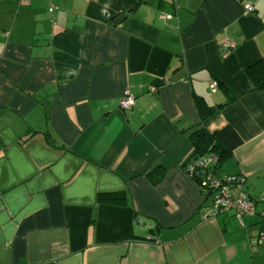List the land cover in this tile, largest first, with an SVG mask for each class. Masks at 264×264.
Here are the masks:
<instances>
[{
  "label": "crops",
  "instance_id": "obj_1",
  "mask_svg": "<svg viewBox=\"0 0 264 264\" xmlns=\"http://www.w3.org/2000/svg\"><path fill=\"white\" fill-rule=\"evenodd\" d=\"M261 66L264 0H0V264H264V218L185 169L198 123L231 127L212 174L264 192Z\"/></svg>",
  "mask_w": 264,
  "mask_h": 264
},
{
  "label": "built area",
  "instance_id": "obj_2",
  "mask_svg": "<svg viewBox=\"0 0 264 264\" xmlns=\"http://www.w3.org/2000/svg\"><path fill=\"white\" fill-rule=\"evenodd\" d=\"M244 12L251 13L253 6L249 3L244 4ZM50 12L53 11V7H49ZM168 16V15H164ZM233 47V43L226 41L224 43V50L230 51ZM152 86L150 89H154ZM216 82L210 83V89L215 90ZM134 104V97L125 90L119 100V107L122 110H127ZM217 162V156L212 153H208L197 160L189 162L185 169L188 174L197 180L199 187L211 192V208L215 213L231 212L239 220H242L245 216H260L264 218V209L258 211L256 203L260 202L264 204V192L259 194L257 198H252L244 189V178L240 175L225 176L223 178L215 177L210 170L204 171L206 167H210ZM264 240V232L260 233V241Z\"/></svg>",
  "mask_w": 264,
  "mask_h": 264
},
{
  "label": "trees",
  "instance_id": "obj_3",
  "mask_svg": "<svg viewBox=\"0 0 264 264\" xmlns=\"http://www.w3.org/2000/svg\"><path fill=\"white\" fill-rule=\"evenodd\" d=\"M246 71L254 88L264 89V66H261L259 69L248 68ZM200 119H203V115ZM189 139L192 146L189 154V162L197 160L208 153L217 156V162L204 169L205 172L210 170L211 173L213 172L212 170L215 169L221 161L228 157L232 150L241 142L240 137L231 127H224L213 132H208L202 127L201 122L197 124L195 130L189 133ZM206 191L209 195L211 194L209 190ZM117 198L123 199V197Z\"/></svg>",
  "mask_w": 264,
  "mask_h": 264
},
{
  "label": "water",
  "instance_id": "obj_4",
  "mask_svg": "<svg viewBox=\"0 0 264 264\" xmlns=\"http://www.w3.org/2000/svg\"><path fill=\"white\" fill-rule=\"evenodd\" d=\"M129 13H130V10H127L123 14L119 15L116 18L115 22H118L119 20L124 19ZM135 225H137V226H139L141 228H146V227H152L153 226V224H149L148 222H146L145 219H143L141 217L135 218Z\"/></svg>",
  "mask_w": 264,
  "mask_h": 264
}]
</instances>
